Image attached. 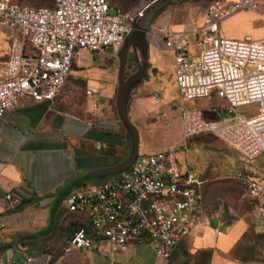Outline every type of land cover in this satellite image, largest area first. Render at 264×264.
<instances>
[{"label":"built area","instance_id":"obj_1","mask_svg":"<svg viewBox=\"0 0 264 264\" xmlns=\"http://www.w3.org/2000/svg\"><path fill=\"white\" fill-rule=\"evenodd\" d=\"M47 7L20 6L0 0V22L19 32L7 50L0 77V119L25 98L52 101L81 51L99 53L116 48L139 24L141 13L110 12L107 0H49ZM260 0H207L201 26L159 29L157 47L173 55L182 142L208 134L230 149L241 166L231 177L264 223V183L256 177L255 162L264 157V39H228L221 23L242 10L257 9ZM211 95L225 102L222 116L206 119L201 110L182 101ZM86 96L96 109L98 94ZM255 107L242 112L241 109ZM173 150L138 155L119 177L72 189L62 201L79 216L65 251L126 253L140 246L157 258L171 259L194 228L204 224L208 202L205 181L197 170H180ZM7 208L19 201L8 193ZM4 225H0V233ZM28 262L31 259H27Z\"/></svg>","mask_w":264,"mask_h":264},{"label":"crops","instance_id":"obj_2","mask_svg":"<svg viewBox=\"0 0 264 264\" xmlns=\"http://www.w3.org/2000/svg\"><path fill=\"white\" fill-rule=\"evenodd\" d=\"M13 1L20 6L51 5L49 0L43 6L30 5V0ZM107 1L112 11L137 9L135 0ZM201 1L207 5L206 0ZM187 9L191 17L198 13L196 6ZM205 9L206 6L197 24L190 27L203 24ZM162 24L165 29H182L179 25L169 26V21ZM139 26L142 30L133 29L116 48L99 53L79 52L52 101L25 98L0 119V225H4L0 233V264H185L186 260L187 264H264V223L258 217L253 228L244 220L224 226L208 215L204 224L182 240L168 261L158 258V262H147L152 249L149 246L126 253L113 252L109 247L95 253L65 251L79 216L68 212L62 201L76 187L109 179V176L94 179L90 173L124 162L129 153L125 129L115 106L120 55L126 54L125 79L146 63L142 81L130 93L131 124L146 122L148 126V119L156 115L150 111L158 108L153 103L158 101L150 95L164 94L163 86L155 87L152 83L159 81L165 67L173 72V55L169 53L170 63L164 64L158 54L166 52L157 47L159 33L143 21H139ZM221 34L228 39L247 36L264 39V0H260L257 9L242 10L225 19ZM13 38H19L18 30L0 22V77L5 72L8 45ZM172 82L176 90L174 78ZM148 88H151L149 96L145 94ZM87 90L99 95L98 108L86 96ZM162 99L164 110H171L172 106L180 124L179 100H173L172 96ZM182 103L201 110L206 119L213 121L222 116L226 106L214 95ZM161 113L166 118L165 112ZM260 158L254 169L256 177L264 183V157ZM178 161L181 171L194 168L187 159ZM8 193L17 197L16 209L7 208Z\"/></svg>","mask_w":264,"mask_h":264},{"label":"rangeland","instance_id":"obj_3","mask_svg":"<svg viewBox=\"0 0 264 264\" xmlns=\"http://www.w3.org/2000/svg\"><path fill=\"white\" fill-rule=\"evenodd\" d=\"M185 1L188 0H135L134 4L137 7L135 12L141 13L139 21H143L148 27H153L152 29L155 33L158 32V29L166 28L162 24L163 21H169V26L179 25L182 28H188L193 24H197L206 3H203L201 0H194V2L187 4ZM29 4L43 6L47 4V0H30ZM190 5L198 7L197 15H192L191 17L190 10L187 9ZM110 12L114 11L110 10ZM169 26L167 28H170ZM158 54L164 64L170 63L169 52H159ZM172 79L173 72L168 67H165L163 76H159V81L153 82L152 85L156 87V85L160 84V86H163V96H172L173 100L177 101L179 98L177 91L172 86ZM145 91V94L148 96L151 94V88ZM150 96L154 101H158L153 102L157 104L158 108L150 111L155 112V117L152 116L148 119V126H145L146 122L132 124L138 134V155L163 152L170 149L175 151L178 159H187L190 165L194 167L192 170L196 169L205 181L202 186V192L209 205L208 215L210 217L222 222L224 226L244 220L250 227L255 228L257 214L247 198L246 188L240 181L229 176L231 175V171L240 163L237 156L221 141L208 134L194 136L188 141L182 142L180 124L176 119L177 112L175 109L171 106V110L165 111L163 96L160 97L157 93H153ZM254 108H243L241 111L246 112ZM160 110L165 112L166 118L163 117L164 113H161L162 111ZM125 135L129 151L128 156L125 158L127 160L131 147L126 131ZM260 162L261 158H258L256 163ZM119 176L120 174L107 178L112 179ZM151 251L147 257L149 260L147 262L152 263L151 260L158 262V258ZM187 262L186 260L185 264Z\"/></svg>","mask_w":264,"mask_h":264},{"label":"water","instance_id":"obj_4","mask_svg":"<svg viewBox=\"0 0 264 264\" xmlns=\"http://www.w3.org/2000/svg\"><path fill=\"white\" fill-rule=\"evenodd\" d=\"M133 29L142 30L139 24H135ZM125 68H126V54H121L120 62H119L118 87H117L115 106L121 125L125 129L130 139V147H131L130 155L127 160L113 167L99 169L91 172L90 176L94 179L102 180L107 176L122 173L135 161V159L138 156V150H137L138 134L136 129L132 126V124L129 121L128 106L130 100V93L132 89L142 81V78L146 71V63H143V65L139 68L137 72H135L126 79L124 78Z\"/></svg>","mask_w":264,"mask_h":264},{"label":"trees","instance_id":"obj_5","mask_svg":"<svg viewBox=\"0 0 264 264\" xmlns=\"http://www.w3.org/2000/svg\"><path fill=\"white\" fill-rule=\"evenodd\" d=\"M250 202V201H249ZM208 210H209V205H208Z\"/></svg>","mask_w":264,"mask_h":264}]
</instances>
